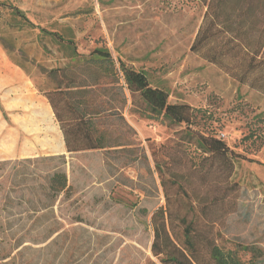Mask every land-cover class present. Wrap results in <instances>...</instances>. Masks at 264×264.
Instances as JSON below:
<instances>
[{"label": "rangeland", "instance_id": "1", "mask_svg": "<svg viewBox=\"0 0 264 264\" xmlns=\"http://www.w3.org/2000/svg\"><path fill=\"white\" fill-rule=\"evenodd\" d=\"M0 2L33 24L0 6V264H160L151 250L153 214L167 206L166 191L172 200L177 191L165 189L156 161L181 158L184 164H165L168 178L196 161L191 149L175 146L184 126L141 113L119 60L146 71L170 102L197 109L195 129L245 156L229 185L210 188L226 199L207 205L206 214L220 245L255 246L240 256L264 264V93L191 51L206 10L200 0ZM69 46L84 55L108 49L109 74L77 61ZM48 94L67 119L74 114L66 102L86 111L105 147L69 152L64 139L60 157L55 109L46 113L40 102H50ZM57 170L69 188L51 195ZM192 180L199 194L207 192L197 175Z\"/></svg>", "mask_w": 264, "mask_h": 264}, {"label": "trees", "instance_id": "2", "mask_svg": "<svg viewBox=\"0 0 264 264\" xmlns=\"http://www.w3.org/2000/svg\"><path fill=\"white\" fill-rule=\"evenodd\" d=\"M200 1L206 10L191 51L217 65L238 83L264 93V0ZM0 6L10 8L21 19L32 24L17 6L7 2H0ZM48 33L61 37L57 32ZM64 41L73 43L72 40ZM69 47H73L77 61H90L97 69L109 74L114 60L108 49L95 48L84 55L77 52L75 46ZM119 63L128 89L138 93L142 100L141 113L148 119L162 118L170 125L184 126L175 146L184 148L188 153L191 149L196 161L190 166L185 163L184 169L172 170L169 178L164 175L165 164L168 163L170 167L184 164L181 158L170 153L167 162L162 164L156 161L165 189L171 184L177 192L172 200L166 191L167 206L159 207L153 214L154 239L151 250L154 256L160 264H260L254 258L246 262L240 256V251L253 252L255 246L237 245V248H230L220 245L214 236L215 219L213 216L208 218L206 214L207 205L226 199L224 194H208L210 188L219 186L221 182L229 185L235 161L245 156L233 150L222 138L195 129L197 109L187 103L170 102L169 92L154 86L146 71L136 69L123 60H119ZM54 72L56 70L50 75ZM51 95L48 94V98L64 132L69 152L105 147L102 136H95L93 118L86 111L66 102V107L74 114L72 119H67L66 112L59 111L58 102ZM194 175L206 187L204 194L192 188ZM68 188L64 171L57 170L50 175L47 184L49 194L57 195ZM204 197L210 198L211 203H203L207 199Z\"/></svg>", "mask_w": 264, "mask_h": 264}, {"label": "crops", "instance_id": "3", "mask_svg": "<svg viewBox=\"0 0 264 264\" xmlns=\"http://www.w3.org/2000/svg\"><path fill=\"white\" fill-rule=\"evenodd\" d=\"M40 100H41L40 102H43L44 111H45L46 113H47V112H50V110L53 111L50 102H47V100H42V99H40ZM52 113H53V112H52ZM54 115H55V114H54ZM63 144H64V134H63V131H62L61 126H60V124H59V146H61V147L59 148V150H60V151H59V153H60L59 156H60V157H63V156H64V154H63V150H61Z\"/></svg>", "mask_w": 264, "mask_h": 264}]
</instances>
